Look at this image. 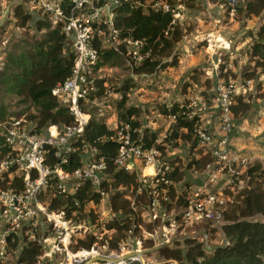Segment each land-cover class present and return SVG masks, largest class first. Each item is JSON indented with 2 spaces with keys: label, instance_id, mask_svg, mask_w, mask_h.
Here are the masks:
<instances>
[{
  "label": "rangeland",
  "instance_id": "374dc122",
  "mask_svg": "<svg viewBox=\"0 0 264 264\" xmlns=\"http://www.w3.org/2000/svg\"><path fill=\"white\" fill-rule=\"evenodd\" d=\"M19 2L23 4L26 11L32 14L26 27L18 25L19 21L13 13L15 5ZM169 2L175 14L174 26L178 28L181 37L175 43L172 56H163L160 59L166 62L173 60V56L176 55L179 59L178 66L168 67L152 74H139L135 73L134 68L144 58H135L130 53L122 54L120 63L105 64L98 71L93 72L92 77L104 80L105 93L97 96L93 101L88 98L83 107L91 114V118L92 115L104 117L109 125L115 126L118 119L115 100L121 98V94L115 90L125 82H130L133 87L128 94V105H135L142 109L138 118L141 123L139 131L143 132L144 129L158 131L157 138L163 140H160L157 146L162 149L165 160L175 167L173 172H177V175L181 174V179L174 180L172 184H166L163 181L153 184L150 179L146 183L140 181L138 177L141 187L137 188V191L132 187L130 190L127 187L119 188L127 189L126 197L130 201L132 212L123 214L113 209L109 212L112 207L110 200L109 204L106 203V211L109 214L108 217L115 213L113 217L132 218L130 220L132 234L129 233V229L122 232L108 229L107 221L110 219L105 221L104 225L99 224L96 221V219L99 220L96 212L101 211L104 205L86 201L83 210L77 211L74 215L73 224L88 219L93 226L87 224L85 227L97 231L98 235L85 233L83 227L82 232L73 234L69 250L74 254L87 250L97 252L99 255H116L122 254L123 251L152 248L160 245L162 238H159L160 240L153 238L150 233L158 231L157 233L161 235L166 224L172 229V238H178L182 248H185L183 236L195 237L203 230L208 233L211 244H220L225 237L222 225L226 220L223 218L220 222L206 220L195 224L186 223L185 212L189 204L188 197L193 196V191L198 187H201L204 193L201 196H193L197 199H203L210 193H215L220 199H224L222 206L219 207V204L215 206V211L223 213L224 217V212L231 205L240 202V194L248 186L250 180L249 168L258 162L264 166V73L261 68L256 67L255 57L250 54L257 32L264 29V8L259 15H250L247 7L249 0H194L189 4L181 0H170ZM251 2L254 4V0ZM11 3L14 4L4 24L0 27V70L6 55L18 49L22 45V40H27L37 33L35 30L36 10L32 9L31 0H0V21L5 9ZM254 69L256 73L253 78L249 79L247 75ZM221 87L232 90V120L229 132L224 130L225 117ZM239 96L249 103V109L236 116L232 106L236 104ZM174 103L180 104V108H185L191 115L188 117L198 118L197 127L202 132V135L199 134L200 137L193 135L192 141H186L183 138L172 136L171 130L176 129L173 128L176 123L169 115L159 110V105L171 107ZM1 104L8 106L10 113L14 114L12 117L24 116L29 120H34L30 115L38 112L34 104L6 94L0 86ZM43 131L42 129L39 132ZM166 134L167 138L164 137ZM224 137L228 138L227 147L230 156L236 155L245 160L244 162L224 164L215 155L214 150L220 148ZM85 152V154L92 153L89 149H85ZM3 158L4 152L0 148V163ZM141 188H146V194ZM155 188L156 192H160L159 195L157 194L160 216L153 221L149 215L152 213L149 206V193L155 192ZM170 189L174 196L168 193ZM53 192L54 188H51L42 194V200L50 202L55 199ZM112 192H108L109 196ZM136 195L139 199H136ZM62 208L60 206V209ZM34 222L38 230L33 234L56 235L48 221L37 218ZM40 225L45 226L46 231H42ZM89 235L96 240L92 248L79 247L76 249L78 240L86 239ZM196 238L205 241L203 235ZM26 240L19 239V246L13 242L10 245L8 257L0 264H21L18 262V257L22 246L27 242L39 245L33 239ZM52 241L53 239L48 242ZM114 243L119 244L118 249L109 247ZM151 244L154 245L150 246ZM39 246L41 248L39 256H44V258L41 259L38 256L36 264L39 260L44 264L67 262V254L48 257L44 255L47 249ZM170 246H174V243ZM47 253H49L48 250ZM144 258L147 264L159 262L167 264L173 259L164 257L159 251H153ZM139 262L142 264L141 261Z\"/></svg>",
  "mask_w": 264,
  "mask_h": 264
},
{
  "label": "trees",
  "instance_id": "16d2710c",
  "mask_svg": "<svg viewBox=\"0 0 264 264\" xmlns=\"http://www.w3.org/2000/svg\"><path fill=\"white\" fill-rule=\"evenodd\" d=\"M181 1L189 4L194 0ZM247 7L250 15H259L264 8V0H254V4L249 0ZM13 13L18 19L20 27H26L32 18V14L25 10L21 2L15 5ZM35 16L37 18L35 19L37 33L27 40H22V45L18 49H14L6 55L0 70V86L6 94L21 98L25 102L29 101L37 107V114L30 115V117L36 121L38 131L46 130L51 124L62 128L73 124L75 117L68 106L60 103L58 97L53 94V90L71 76L76 53L63 31L61 23L53 24L48 16L41 12L36 13ZM173 21L172 11L151 7L144 9L132 2H126L116 8V24L120 29L121 36L144 41L141 52L145 54V57L135 66V73L152 74L168 67L178 66L179 59L176 55L173 56V60L166 62H162L160 59L163 56H172L175 43L181 37ZM101 43L96 41L95 44L98 50V61L90 74V77L95 81V88L88 96L91 101L105 93L104 80L92 77L93 72L98 71L105 64L120 63L122 54L128 53L125 44H121L120 50H116L115 48H103ZM250 54L255 57L256 67L261 68L264 73V29L257 32ZM255 73L256 69L249 71L247 77L251 79ZM132 87L130 82H125L115 90L121 94V98L115 100L118 116L115 126L109 125L104 117L92 115L84 134L73 142L76 149L69 153L66 161L57 158L54 155V150H50L47 158L48 163L53 165L60 162L63 168L71 171L82 165L85 149H89L90 152L96 149L95 159L103 157L107 164L101 188L107 192L113 191L110 196L113 210L123 214L132 212L130 201L126 197L127 189L130 190L132 187L137 191V188L141 186L137 170L125 171L118 167L116 159L121 143L111 139L110 136L122 128L125 131V125H129L134 140L139 141L141 138L145 146H151L155 143L158 133V131L149 129H144L143 132L139 131L141 123L138 118L142 109L135 105H128V94ZM81 102L83 104L84 100ZM247 109H249V103L243 97H237L236 104L232 106L233 113L237 116ZM159 110L169 115L183 112L186 109L180 108V104L174 103L171 107L160 104ZM12 115L14 114L10 113L8 106L0 105V121L9 119ZM198 123L197 117L190 119L180 114L172 136L192 141V131ZM0 148L4 153L8 150L1 135ZM180 175L173 172L169 177L179 180L181 179ZM248 175L250 180L248 186L240 194V202L231 205L224 212L226 222L222 225V231L229 241L227 247L210 250L206 248L204 240L190 237L183 241L185 248H182L180 241L177 240L174 242V246L168 245L161 248L160 254L166 258L176 259L178 264H264V166L259 162L255 163L249 168ZM18 184L21 187L20 181ZM121 187H127V189L121 190L119 189ZM94 189L95 187L90 181H85L75 195H69L65 199L64 197L53 199L51 208L60 209L62 206L67 210V215L71 217L73 212L83 210L86 201L100 199V194ZM141 189L146 194V188ZM154 193L153 191L149 193V201L154 197ZM168 193L174 196L172 189ZM157 194L159 195L160 192ZM138 195H136V199H139ZM130 220L132 218L116 216L107 223V228L116 229L119 232L128 230L131 227ZM95 241L94 237L89 235L86 239L78 240L76 249L79 247L91 249ZM118 245V243H114L109 247L118 249ZM21 249L18 262L36 264L41 253L40 246L29 242ZM125 264L141 263L136 260L128 261Z\"/></svg>",
  "mask_w": 264,
  "mask_h": 264
},
{
  "label": "built area",
  "instance_id": "2783aa9c",
  "mask_svg": "<svg viewBox=\"0 0 264 264\" xmlns=\"http://www.w3.org/2000/svg\"><path fill=\"white\" fill-rule=\"evenodd\" d=\"M31 1V7L36 10V13L41 12V14L48 16L53 24L61 23L63 31L76 53L71 76L53 90V94L58 97L60 103L69 107L75 121L73 124L62 128L51 124L43 132L37 130V124L34 120H29L24 116H14L0 121V135L3 136L8 148L0 163V262L8 257L10 245L17 242L19 246V239L24 238V240L29 241L33 239L42 248L47 249L49 253L46 250L45 256L67 254V262H60L59 264H81L88 256L98 253L85 250L90 253L80 258L74 256V261H72L71 257L75 254L69 248L73 234L82 232L84 228L85 233L89 232L92 233L91 235L97 236V231L85 227L87 224L93 226V223L86 219L83 222L73 224L76 212H73V216L69 217L65 208L52 209L51 201L42 200V194L54 188L52 195L55 199L61 196L75 195L85 181H90L95 187L94 190L100 194V199L98 201L91 199L87 202L104 205L101 211L96 212L97 217H99V220L96 219V221L104 225L105 221L113 220L116 217H113L115 213L108 217L106 203L111 199L108 192L101 188V182L105 179L107 164L103 157L95 159L96 149H94L92 153H89L90 155L85 154L82 165L70 171L63 168L60 162L53 165L48 163V153L50 150H54V155L57 158L66 161L69 153L76 149L73 142L84 134L90 122L91 114L84 109L83 104L95 88V81L90 77V74L98 61L96 41L102 42L101 44L105 48H115L116 50H120V45L125 44L128 53L135 58L142 59L145 57V54L141 52L144 41L121 36L120 29L116 24V8L126 2H132L144 9L150 7L164 11H173V9L168 0ZM173 15L175 14L173 13ZM231 94V89L221 87L225 117L224 130L226 132L231 130ZM82 100H84L83 104ZM180 114L186 118H190L188 115L191 116L187 110L177 114H169L172 121L176 123L173 128H176ZM197 126L194 127L192 135L200 137L202 132L198 130ZM164 137L167 138V134ZM110 138L121 143L116 159L118 167L125 171L137 170L140 181L146 183L148 179L153 184L160 181L166 184L173 183L174 179L169 176L175 167L171 162L165 160L162 149L157 146V143L163 140L162 138H156L153 145L145 146L141 138L139 141L133 139L129 125H125V131L122 128ZM227 139H223L220 148L214 150L215 155L224 164L228 162L241 164L245 160L236 155L230 156ZM18 181L21 182V187ZM154 191L155 195L149 201L152 212L149 215L153 221L160 216L156 188ZM203 193L202 188L198 187L193 191V196H201ZM193 196L188 197L189 204L185 212L186 223L195 224L206 220L223 221V213L216 212L215 206L218 204L219 207L222 206L224 199H220L215 193H210L203 199H197ZM76 204L78 205V202ZM112 209L113 207L109 209V212ZM37 218L48 221L56 235L33 234L34 231L37 232L38 230L34 222ZM42 224L44 225V222ZM167 226V224L164 226V232L161 235L157 233L158 231L150 233V235L158 240L162 238L159 242L161 244L169 241L173 234L171 227ZM40 227L42 231H46L45 226L40 225ZM128 231L130 234L133 233L132 229ZM52 239L53 241L49 243L48 241ZM39 258L43 259L44 256H39ZM38 264L44 263L39 260ZM167 264H178V261L172 259Z\"/></svg>",
  "mask_w": 264,
  "mask_h": 264
},
{
  "label": "water",
  "instance_id": "95a60500",
  "mask_svg": "<svg viewBox=\"0 0 264 264\" xmlns=\"http://www.w3.org/2000/svg\"><path fill=\"white\" fill-rule=\"evenodd\" d=\"M14 3H11L5 9L2 19L0 21V27H2V25L4 24L6 17L8 13L10 12L12 5ZM200 235L204 236L205 242H206V248L210 250H214L218 248H225L229 244L227 237H224L222 243L220 244H211L209 242L208 233L206 231L203 230V231L198 232L195 237H199ZM190 237L192 236H183L182 239L185 240ZM177 239L178 238H172L171 240L164 242L158 246L152 247V248H142V249L131 250L120 256L119 255L111 256V255L94 254V255L88 256L81 264H99V263L100 264H124V263H127V260L134 259V258H136L135 260L141 261L142 264H147L144 258L145 255L153 251H159L161 248L174 243L175 241H177Z\"/></svg>",
  "mask_w": 264,
  "mask_h": 264
},
{
  "label": "bare ground",
  "instance_id": "6f19581e",
  "mask_svg": "<svg viewBox=\"0 0 264 264\" xmlns=\"http://www.w3.org/2000/svg\"><path fill=\"white\" fill-rule=\"evenodd\" d=\"M90 252H87V251H80L79 253H77V254H75V255H72V257H71V260L72 261H74V256H76V257H83L84 255H88ZM126 253V251L125 252H123V254H125ZM123 254H119V256L120 255H123Z\"/></svg>",
  "mask_w": 264,
  "mask_h": 264
}]
</instances>
